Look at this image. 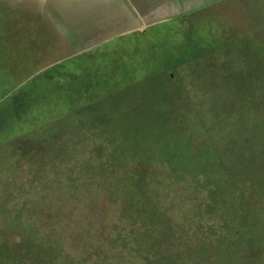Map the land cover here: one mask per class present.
I'll return each mask as SVG.
<instances>
[{"label": "rangeland", "instance_id": "obj_1", "mask_svg": "<svg viewBox=\"0 0 264 264\" xmlns=\"http://www.w3.org/2000/svg\"><path fill=\"white\" fill-rule=\"evenodd\" d=\"M0 264H264V0H0Z\"/></svg>", "mask_w": 264, "mask_h": 264}, {"label": "trees", "instance_id": "obj_2", "mask_svg": "<svg viewBox=\"0 0 264 264\" xmlns=\"http://www.w3.org/2000/svg\"><path fill=\"white\" fill-rule=\"evenodd\" d=\"M202 120H203V118H202ZM205 120V119H204ZM203 128L205 129V131H208V129L205 127V126H203ZM211 128H212V130L213 131H215V130H220V128H221V123H217L216 125H212L211 126ZM204 133V135H202V136H207V133H205V132H203ZM220 135V134H219ZM212 136L214 137L213 139H215L216 141H219V139H220V136L218 137V138H216L213 134H212ZM211 142L209 143V141L207 140H204V142H205V144H207V146L208 147H210L211 145V143H212V148H214V144L213 143H215V142H213L214 140H212L211 138H208ZM205 144H204V147H205Z\"/></svg>", "mask_w": 264, "mask_h": 264}]
</instances>
